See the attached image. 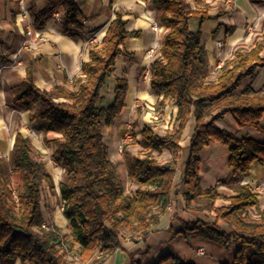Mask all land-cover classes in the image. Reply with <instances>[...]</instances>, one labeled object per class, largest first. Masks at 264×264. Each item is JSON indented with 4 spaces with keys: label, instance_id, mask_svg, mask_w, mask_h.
<instances>
[{
    "label": "trees",
    "instance_id": "16d2710c",
    "mask_svg": "<svg viewBox=\"0 0 264 264\" xmlns=\"http://www.w3.org/2000/svg\"><path fill=\"white\" fill-rule=\"evenodd\" d=\"M28 1L39 29H44L59 8L63 9L60 25L64 32L74 34L72 26L82 25L83 9L76 0H44L46 6L40 11L35 0ZM152 4L157 21L168 31L160 55L151 62L150 83L163 97L159 109L167 100L177 105L175 128L164 135L149 124L142 128L143 154L124 152L128 175L138 183L134 193L127 192L104 133V126L112 124L125 107L127 76L115 77L113 100L101 104V91L114 73L117 58L131 55L123 48L125 41L140 33L127 29L120 12L110 21L103 41L91 46L90 60L81 66L78 88L54 85L41 90L35 84L34 72L28 69L26 77L10 88L8 99L15 107L29 110L31 120L49 121L47 131L59 134L45 137V142L53 147V159L65 170L59 188L69 229L44 224L42 187L48 186L57 194V186L46 163L36 158L31 139L16 132L9 160L0 156V264L16 259L27 264H102L121 247L124 237L146 238L170 203L183 149L182 135L191 116L195 126L183 173L186 204L194 200L205 203L204 207L230 230L198 219L193 224L184 222L178 233L224 247L237 243L232 264H264V209L256 218L248 214L259 205L260 194L249 184H236L234 193L226 194L216 185L203 188L200 183L201 151L210 141L229 147L228 161L236 175L248 172L254 161L264 164V139L238 137L218 124L231 114L238 126H252L264 134V92L250 84L238 91L246 78L254 79L257 68L264 67V35L251 49L238 47L233 58L210 79L201 41L202 24L193 30L190 21L214 15L207 7L189 8L186 0H152ZM2 44L0 38V48ZM0 59L9 62L1 51ZM166 150L171 159L163 162L157 154ZM12 176L16 177V189ZM220 200L226 203L218 205ZM74 244L78 245L77 260L68 258ZM130 264L143 263L132 259ZM144 264L198 263L171 250Z\"/></svg>",
    "mask_w": 264,
    "mask_h": 264
},
{
    "label": "crops",
    "instance_id": "0c3cea01",
    "mask_svg": "<svg viewBox=\"0 0 264 264\" xmlns=\"http://www.w3.org/2000/svg\"><path fill=\"white\" fill-rule=\"evenodd\" d=\"M76 1L83 9V18L81 26H72L74 34L64 32L61 28L60 20L50 19L43 29V39L36 41L33 37L26 34L27 29L33 23L36 26L35 18L28 10L29 1L26 0L25 9L27 12L24 14L19 0H0V38L3 42L0 51L3 55H8L9 60V62H5V60L0 59V66L3 64L8 65L0 73L1 157L9 160L13 146V142L11 145V140L14 141L16 132L29 137L36 151L37 149L43 151L42 148L47 149L48 145L45 142V137L51 138L59 135L54 131H47L49 121L45 119L31 120L29 110H24L14 105L13 109H11V102L8 99L10 87L15 86L22 78L26 77L27 71L30 69L34 72L36 86L43 88V90L50 89L54 85H64L72 90L78 88L80 84L78 78L81 76L82 63L90 60L89 51L91 46L103 41L109 23L116 12H120L127 21L126 27L128 30H140V33L137 36L127 38L123 48L130 52L131 55H121L117 58L114 73L109 78L107 86L101 91L103 96L101 104L106 105L115 96V77L125 75L129 80L128 95L122 113L114 119L112 124L104 126L105 141L109 146V152L112 153L116 143L114 140L107 142V136H110L111 129L114 127L117 128L119 126L118 129L121 130L123 126L121 121L124 122L126 118L134 117L135 126L138 125L137 120L138 122L143 121V128L146 124L151 125L150 120L153 114L162 112L164 116L171 115V118H173L172 126L168 130L175 128L177 105L172 100H167L165 106L159 109L158 104L163 97L153 91L150 83L151 62L160 55L164 38L168 31L164 25L157 21L156 10L153 7L152 0ZM186 1L189 8L207 7L208 12L214 15L213 18L203 21L199 17L192 18L190 21V26L193 30H197L202 24L201 41L207 52V73L210 79L218 75L226 60L233 58L238 47L251 49L264 35V0ZM229 1L231 4L228 3ZM45 6L44 0H35L37 10L40 11ZM58 11L61 15L63 14L62 8H59ZM154 20L157 22V29L154 28ZM95 38L97 39L96 43L94 42ZM220 40L223 42L222 47L218 46V41ZM150 50H152L151 57L148 54ZM18 51H20L19 57L16 56ZM261 54L264 57V50ZM19 61L22 64H19ZM147 75L149 78L146 79ZM248 84L252 88L264 92V67L257 68L254 79L246 78L238 91L241 92ZM7 103H10L9 106L11 108ZM10 111L12 113L18 111L21 114L22 126L20 130L15 128L12 119H9ZM147 113L149 115L148 119ZM192 118L191 116L188 120L182 135L181 144L183 149L172 188L171 208L167 207L158 224L154 226L146 238L141 236H135L134 238L124 237L121 247L110 253L102 264H130L132 259L143 264L155 262L161 255L171 250H175L184 258L193 260L198 264L233 263L238 247L237 243H230L227 247H224L198 237L186 239L182 233H178L182 229L184 222L193 224L198 219H203L210 225L216 224L222 230H230L226 222L217 220L213 211L200 209L198 212H193L190 208L191 204L188 206L186 204L184 193L187 189L184 184L183 173L184 165L189 155L188 145L191 137L187 141V136H184L187 135V132L192 134L190 130L193 127ZM263 120L264 116L261 121L264 126ZM219 125L235 133L236 136L240 130L237 128L239 126L235 123L231 114H227L225 119L219 122ZM41 128L44 131L39 135L37 130ZM142 128L139 130L140 135ZM248 129L249 131H243L242 136L248 135L256 138V131L260 134L256 139H264V134L255 127L254 130L253 128ZM49 133L54 134L50 136ZM43 134L45 135L43 136ZM34 141L37 142L35 143ZM211 142L201 151V186L207 188L216 185L220 191L226 194H233L236 184L251 185L260 194V202L257 207L250 208L248 214L251 218L258 217L259 210L264 209V164L254 161L248 172L236 175L229 165V153H227L226 148L219 146V144L213 145ZM248 173L252 174V178L249 180L246 179V174ZM13 186L17 187L15 182H13ZM55 195H60L61 197L59 192ZM220 201H218V205L223 204ZM194 202L196 201H192V203ZM224 203H226L225 200ZM60 213L61 225L53 224L62 228L69 227V220L63 214V210ZM44 224L51 225L46 224L45 220ZM200 247L204 248V253L198 252ZM248 252L251 253L252 250L249 249ZM98 255H100V252ZM14 261L15 264H27L22 263L19 259ZM10 262L7 261L3 264H10Z\"/></svg>",
    "mask_w": 264,
    "mask_h": 264
},
{
    "label": "rangeland",
    "instance_id": "374dc122",
    "mask_svg": "<svg viewBox=\"0 0 264 264\" xmlns=\"http://www.w3.org/2000/svg\"><path fill=\"white\" fill-rule=\"evenodd\" d=\"M21 2V0H19ZM26 0H24V3H21V9H24L22 6H24L26 8ZM95 43L97 42V39H94ZM11 88V87H10ZM7 105L9 106L10 103ZM10 107V106H9ZM12 107V108H11ZM11 109H13V103L11 102ZM21 111V110H20ZM11 115L9 117V119H12L13 121V126L15 128H19V130L21 129V114L18 111H14L13 113L10 111ZM146 113V112H145ZM141 115V114H140ZM147 115V119L149 117L148 113ZM173 118H171V115H167L164 116V114L161 113H157V114H153V116L151 117L150 120V124L151 126L154 128V131H156L157 133L160 134H165L166 130L170 129L172 124ZM143 122V121H142ZM142 122H138V125L135 126V118H126L125 121H121L122 123V127L121 130L118 129L119 126L114 127L111 129L110 132V136H107V142H110V140H114L116 144H114L115 148L113 149L112 153H110V156L112 158V160L119 164V172H120V176L122 178V182L127 190V192L130 193H134L135 189L138 186V183L135 182L132 178L129 177L128 175V170L127 167L125 166L124 163V152L125 151H129L134 155H141L143 154V147L140 144V140H141V135L139 133V130L142 128ZM192 122H193V127L190 129L191 133L193 132L194 126H195V118H192ZM219 124V122H218ZM263 124H264V120H263ZM240 130L237 133L238 137H242V133L243 131H249L248 128H253L252 126H245L243 127H237ZM242 128V129H241ZM39 131V132H38ZM41 131V132H40ZM43 129L41 128L40 130H37L38 134L40 135V133H43ZM37 134V135H38ZM54 133H49L50 136H52ZM235 134V133H234ZM45 134H43L44 136ZM189 132H187V135H185L184 137L187 136V141L188 139L191 137ZM236 135V134H235ZM33 136V134H32ZM258 136H260V134L258 132L255 131V137L258 138ZM117 139V140H116ZM35 142V141H34ZM37 142V141H36ZM35 142V143H36ZM112 144V142H111ZM211 144H219V146H223L224 148H226L227 153H229L228 151V146L224 145L218 141H212ZM47 146V145H45ZM41 149H37V153L35 154L36 158L39 160H42L46 163L49 171L53 174V177L55 179L56 182V186H57V190L60 194V188H59V184L62 180H64L65 178V170L64 167L60 164H58L52 157V152H53V147H48L47 149H43V151H40ZM157 156L159 157V159L161 161H167L171 158V155L168 151H165L161 154H157ZM12 181L16 183V177L12 176ZM258 189V188H256ZM263 195V194H262ZM221 203H224V200L220 201ZM62 205H63V201L62 198L57 195H55L48 186H43L42 187V209H43V214L45 217V223L46 224H53L56 223L59 226L61 225V210L62 209ZM205 203H200V202H191L190 208L193 210V212H198L200 209H206L205 207ZM64 229L68 230L69 227H63ZM72 246V251L68 254V258H74L75 260H77L76 255L77 253V248L78 245L74 244L71 245ZM10 264H15V261H11Z\"/></svg>",
    "mask_w": 264,
    "mask_h": 264
},
{
    "label": "built area",
    "instance_id": "2783aa9c",
    "mask_svg": "<svg viewBox=\"0 0 264 264\" xmlns=\"http://www.w3.org/2000/svg\"><path fill=\"white\" fill-rule=\"evenodd\" d=\"M21 3L23 4V3H24V0H21ZM228 3L231 4L230 1H229ZM22 7L24 8V9H23V13L26 14L27 11H26L25 7H24V6H22ZM60 17H61V13L57 10V11L54 13L52 19H53V20H60ZM153 22H154V24H155V25H154V28L157 29V22H156V20H154ZM26 34H27V36L33 37L36 41H37V40L39 41V39H43V37H44V30H43V29H39V28H37L36 26H34V23H33V25L27 29ZM218 46H219V47H222V46H223V42H222V40L218 41ZM19 53H20V51L16 52V56L19 57ZM148 54H149V57H151V56H152V50H150V51L148 52ZM18 63H19V64H22L21 61H19ZM7 66H8L7 64H3V65H1V66H0V73H1V71H2L4 68H6ZM147 78H149L148 75L146 76V79H147ZM40 89L43 90V88H40ZM156 114H157V113H156ZM13 188L16 189L15 186H13ZM167 207H168V208H171V204L169 203ZM198 252H199V253H204V248H203V247H200V248L198 249Z\"/></svg>",
    "mask_w": 264,
    "mask_h": 264
},
{
    "label": "bare ground",
    "instance_id": "6f19581e",
    "mask_svg": "<svg viewBox=\"0 0 264 264\" xmlns=\"http://www.w3.org/2000/svg\"><path fill=\"white\" fill-rule=\"evenodd\" d=\"M27 118V117H26ZM12 142H13V140H11V145H12ZM252 178V174L251 173H248V174H246V179L247 180H249V179H251Z\"/></svg>",
    "mask_w": 264,
    "mask_h": 264
}]
</instances>
